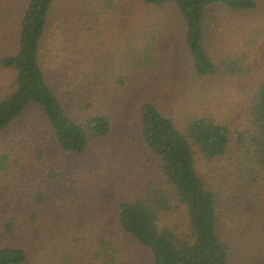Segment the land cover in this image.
<instances>
[{"label": "trees", "instance_id": "obj_1", "mask_svg": "<svg viewBox=\"0 0 264 264\" xmlns=\"http://www.w3.org/2000/svg\"><path fill=\"white\" fill-rule=\"evenodd\" d=\"M54 2L27 0L18 22L15 53L1 62L13 72L15 87L0 101V264H135L125 249L127 240L149 253L150 264H230L229 248L218 229V210L227 207L230 199L245 197L264 174V71L248 105L254 131L237 130L234 137L260 171L249 174L248 169L237 168L241 185L235 195L210 190L198 173V155L211 164L230 150L232 125L206 115L210 110L198 94L210 99L214 93L198 91L194 85L210 84L220 76L247 78L254 71L245 62L258 44L250 45L253 33L241 31L237 42L225 35L218 18L224 12L229 16L252 13L259 7L257 1L134 0L130 9L128 0H63L61 15L44 44ZM207 13L216 24L219 47L223 45L218 55L206 44ZM100 25L114 29L115 45L109 44V54L105 46L104 53L90 54L91 42L83 31L87 34L86 28L95 26V38L104 41L107 32ZM173 41L183 49L187 78L192 81L181 90L176 89L183 78L177 73L179 61L174 52H167ZM169 58L177 62L175 67L168 66ZM45 67L53 68L47 74ZM158 80L164 82L165 91L154 88ZM152 81L158 82L152 86ZM56 83L68 92H61ZM96 89L99 100L105 96L103 90L141 94L136 123L159 174L157 182L120 198L109 219L101 217L97 204L90 205L92 213L81 214L83 205L73 209L72 200L70 208L59 201L66 167L41 169L42 155L25 149L16 159L1 144L5 131L35 107L61 152L84 154L109 136L114 121L90 102L85 103L84 118L70 116L62 96H73L81 103L86 93ZM35 169L39 172L36 188ZM19 172L25 177H19ZM17 182L12 195L4 190ZM174 205L185 210L187 232L182 235L161 224L163 214Z\"/></svg>", "mask_w": 264, "mask_h": 264}, {"label": "rangeland", "instance_id": "obj_2", "mask_svg": "<svg viewBox=\"0 0 264 264\" xmlns=\"http://www.w3.org/2000/svg\"><path fill=\"white\" fill-rule=\"evenodd\" d=\"M54 1L47 23L46 37L43 39L44 44L48 41L49 28H54L57 18L61 15L63 0ZM128 1L132 9L134 0ZM256 1L259 7L252 13L229 16L227 14L230 13L224 12L218 18L219 22L225 26V35H231V38L237 42L236 36L240 35L241 31L253 33L249 39L250 45L253 46L256 42L258 44L251 53H248L249 60L245 62L250 65V69L254 66V71L247 78L246 75L235 78L220 76L210 84L199 81L194 85L195 88L198 87V91L211 90L214 93V95L210 94V99L198 94V98L202 96L201 101L204 102V108L210 110V113L206 115L214 119L219 118L220 121H227L232 125L230 150L211 164L202 162L198 155L196 161L198 173L210 190L216 192L221 190V192H229L233 195H235L233 191L236 186L241 185L236 175L237 168L244 167L249 170V174L251 170L260 171L259 167L248 159L251 153L241 149L240 146L237 147L239 144L234 139L237 130L240 132L254 131L249 120L248 105L255 89L254 85L259 81V74L264 71V63L258 65V62L264 60V0ZM26 3L27 0H0V101L14 91V74L3 68L1 62L5 57L15 53L18 22ZM208 14L205 24L206 44L209 50L211 49L218 55L223 45L219 47L222 44L220 36L215 29L216 24L213 18ZM100 28L107 32V35L102 37L104 41H98L95 38V26L86 28L90 30L87 34L83 31L88 41L91 42L90 54L98 51L100 54L104 53L103 46L108 48L107 53L109 54V44L115 45L114 29H105L103 25H100ZM174 34L175 30H172L171 38ZM110 37L112 40L109 41ZM167 52H174L180 66L177 73L183 76L176 89L187 88L192 81L187 78L189 76L188 64L183 58L182 47L174 42ZM43 62L41 64L44 67ZM167 64L169 67H175L177 62L169 58ZM52 68L45 67L46 73H50ZM158 81H152L151 85H155ZM169 81L173 83L172 80L169 79ZM57 85L61 92H68L60 84ZM154 88L165 91V84L159 81ZM103 93L104 98L99 100L98 90H91L86 93L85 102L82 100L81 103H78L73 96H62L63 105L70 116L77 115L84 118V114L88 113L85 103L90 102L93 109L108 114L114 121L109 136L90 147L84 154L74 156L61 152L48 132L47 126L42 123L39 111L35 107H29L5 131L1 144L6 151L11 150L16 159H19L25 149L42 155L41 161L43 162L39 163L43 165L41 169H49L54 165L66 167L68 171L66 182L63 184V193L58 195L59 201H66L70 208L69 202L72 200L73 209L77 205H83L84 209L80 211L81 214L92 213L90 205L97 204L100 206L101 217L109 219V214L113 213L112 207H115L120 198L133 196L140 192H136L138 187L142 186L144 189L150 181L157 182L159 174L154 159L150 158L144 148L136 123V116L139 114L136 102H139L141 94L139 92L132 95L119 94L118 90H114L112 94H109L108 90H103ZM26 161L27 158L21 162ZM32 172L35 173L34 186L36 188V173L39 172L36 169ZM25 175L24 172H19V177L24 178ZM261 175L262 177L254 183L256 185L245 197L237 201L230 199L227 207L218 210V229L221 238L229 248L230 264H264V174L261 173ZM10 178L12 179L13 176ZM17 185L18 182L16 185L6 186L4 190L12 195L17 190ZM163 187L166 189V186ZM73 190L77 192V195ZM90 194L95 199H91ZM60 209L64 212L68 211V208L63 206ZM161 224L171 228L178 235L186 233L187 219L184 207L178 208L174 205L172 211L163 214ZM127 241L125 249L135 264H150L149 253L137 243Z\"/></svg>", "mask_w": 264, "mask_h": 264}]
</instances>
